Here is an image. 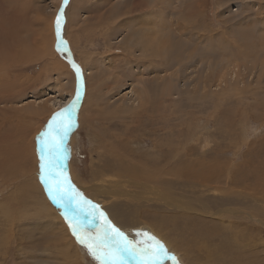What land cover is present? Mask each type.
Instances as JSON below:
<instances>
[{
  "label": "rangeland",
  "instance_id": "rangeland-1",
  "mask_svg": "<svg viewBox=\"0 0 264 264\" xmlns=\"http://www.w3.org/2000/svg\"><path fill=\"white\" fill-rule=\"evenodd\" d=\"M154 3L155 13L163 9L161 20L178 23L181 36H172L162 57L151 58L148 39H137L139 21L150 17L128 10L134 6L128 0H0V264H95L49 199L39 172L38 137L77 88L78 126L67 142L66 171L85 198L122 230L150 231L149 222L161 225L165 206L134 208L137 202L124 204L127 198L98 194L96 181L106 178H94L103 163L114 174L118 162L132 160L169 165L173 172L234 165L220 183L227 198L218 191H173L196 207L191 214L168 213L182 214L179 229L165 233L170 247H181L184 229L190 241L206 242L207 251L168 250L179 264L206 255L211 264H264V0ZM57 16L64 45L81 67L79 80L69 54L62 45L58 50ZM47 102L56 107L47 110ZM200 203L236 212L213 220L197 214ZM149 209L155 215L139 213L140 223L130 216ZM255 209L262 212L257 217Z\"/></svg>",
  "mask_w": 264,
  "mask_h": 264
},
{
  "label": "bare ground",
  "instance_id": "bare-ground-1",
  "mask_svg": "<svg viewBox=\"0 0 264 264\" xmlns=\"http://www.w3.org/2000/svg\"><path fill=\"white\" fill-rule=\"evenodd\" d=\"M128 1L130 5H134L132 8H130L129 6L127 8L128 10L136 9L137 12L135 13H142L143 15H145V17L147 15L148 17H150V18H145L146 19L145 23H143L141 20L139 21V26L137 29L139 36L137 37V39L138 40L145 39V38L148 39L149 45L145 44L146 46H148L147 48H145V50L146 51L150 50L148 54L150 55L151 58L158 57V56L162 57L163 56L162 50L168 47L167 45H170L169 43L172 42V36H174V38L176 35L178 37L181 36L179 34L180 27L178 23L175 26V23L174 21H172V19H170L169 22L166 21L167 23L164 21V18H162L161 20L163 9L162 11L160 10L159 12L158 11L156 12L157 14L159 13V18L156 16L155 10H157V7H158V6L155 7L154 2H156V0H154V2H148L147 4L144 0H128ZM147 1H150V0H147ZM131 14H134V12ZM155 16L158 20L152 19V17L154 18ZM185 30L187 29H184L183 32H186ZM79 68L81 69V67ZM223 76L221 75L222 78ZM81 77H82V71H81ZM221 77H220V80H221ZM131 92L133 93V90H131ZM131 92H128L127 95L128 94L130 95ZM61 102H62V99H60L57 103H61ZM57 103L51 102L49 105V103L47 102L44 105H45V108H47V110L51 111L56 107ZM147 103L148 101L145 102V104ZM128 106H131L130 108L128 107L129 109H132L131 111L137 109L136 107H133L132 105H128ZM129 109L128 111H130ZM12 158H14V156ZM97 163L98 165H102L100 161H98ZM118 163H119L118 164L119 166L117 170H115L116 174L113 173L114 171L112 173L110 172L108 165L103 163V166H100L103 170H101V172H97L94 179L97 180L96 177L98 178L105 177L106 180L102 179L104 180L103 182L96 181L97 183L96 192H98V194H102V196L111 195L113 198H115V201H118V199H121V198H127L128 200H125L123 202L124 204L128 202V205H129V202H133V203L137 202V205L134 208H138L139 206H142L145 203L147 204L152 203V206H155L156 208L158 207V209H159V206L161 207V205L165 206L164 212L167 214H164V212L163 214H160L161 216H164V218L161 220V225L157 224V228H156L153 226L152 222H149V224L151 225V229H152V230L150 229V232L156 235L161 241H163L167 248L170 247L171 242L169 241L168 238L165 237V233L169 232L171 228L172 230L177 231V229H179V222L182 216V214H177L175 216L173 215L169 216L168 213H171V212L176 213V212L181 211V213L183 214H191L194 211V208L196 207V206L195 207L191 206L193 204L192 202H184L183 199H178L177 197L174 198L173 191L183 192V191H186V189H191V190L202 189L199 192L203 194L205 193V191H208V192L218 191L222 193L221 196H223V198H227L228 195L230 194V192L227 191L220 183L222 181L221 180L222 177L225 175V170L227 171V174L230 175L231 169L234 165H193L192 166V165H187L190 163L189 162L185 164L187 165V167L182 166L178 170H175L173 172L172 166L171 167L169 165L161 166V165H158V163H155L156 165H153L152 167H150L147 163H145V165H139L138 162L135 163V161L133 160L131 162H124V163L118 162ZM125 165H130V166H125ZM209 169H211V171H209ZM141 176H143L142 179L140 178ZM244 177L248 179L247 178L248 176L244 175ZM113 179H117V182H115ZM239 179H241V181L243 182V179L241 177ZM235 181L238 182L236 179ZM127 185L128 186L131 185L135 187L136 190L131 191L130 189H128L130 187H127ZM174 185H179V187L170 189V187ZM238 187L239 185H237V187L235 188L236 192H238ZM141 189L146 190L147 192L146 191H145L146 193L145 192L141 193L142 191L139 192L138 190H141ZM179 193L181 194V192ZM145 194L149 196L151 195V197H148V196L145 197ZM252 194L257 195L255 197L260 196L255 191H252ZM94 197L97 198L99 196L95 194ZM223 203H224V200H223ZM200 204H201V210L200 212L198 210L197 214L200 213L202 214V216L209 217L210 219L212 218L213 220H218L219 218L227 217L226 215L234 214L236 212L234 208H229V207H222L219 211L216 212V211H212L208 206L203 205L202 203ZM262 204L264 205V198H263ZM144 208L146 207H142V209ZM262 211H264V207ZM142 212L143 213L150 212V209L149 211L140 210V211H137L136 214L130 215L132 216L133 220H135L134 222L140 223L137 217L139 216V213H142ZM257 213H262V212H258V209H255L252 212V216L257 217L256 216ZM150 214L155 215L154 212H150ZM142 224H148V222H142ZM186 225H187L186 228H189L190 224H186ZM154 230H156L158 235ZM182 230L179 234V238L177 241V243L180 244L181 247L177 248V245L172 244V246L170 247L171 250L173 249L176 252V254L180 253V250L183 246H188L189 248L192 247L193 250H197V251L199 249L204 250L203 248H205L206 250V245H207L206 242L200 243L196 240L190 241L189 239H191L192 237L186 238V236L183 235ZM188 242H191V245H189ZM211 252L212 251H208V253H211ZM211 261L212 259H210L208 255H206L202 261L195 259L193 264H211ZM165 264H171V261H166Z\"/></svg>",
  "mask_w": 264,
  "mask_h": 264
},
{
  "label": "snow or ice",
  "instance_id": "snow-or-ice-1",
  "mask_svg": "<svg viewBox=\"0 0 264 264\" xmlns=\"http://www.w3.org/2000/svg\"><path fill=\"white\" fill-rule=\"evenodd\" d=\"M67 4V0H64ZM62 19L56 18L58 50L65 44L61 35ZM78 80L81 69L73 62ZM80 90L76 98L54 113L38 137L40 180L51 202L59 208L77 243L86 249L95 264H179L175 254L150 231L133 233L115 225L100 206L85 198L66 171L68 140L78 126L75 119Z\"/></svg>",
  "mask_w": 264,
  "mask_h": 264
},
{
  "label": "water",
  "instance_id": "water-1",
  "mask_svg": "<svg viewBox=\"0 0 264 264\" xmlns=\"http://www.w3.org/2000/svg\"><path fill=\"white\" fill-rule=\"evenodd\" d=\"M63 46V48H64V50L69 54V56L71 57V61H72V63L74 62V55H73V53L71 52V50L68 48V47H66V45H62ZM75 63V62H74ZM76 64V63H75ZM77 65V64H76Z\"/></svg>",
  "mask_w": 264,
  "mask_h": 264
}]
</instances>
